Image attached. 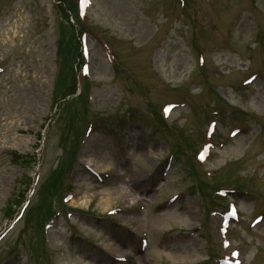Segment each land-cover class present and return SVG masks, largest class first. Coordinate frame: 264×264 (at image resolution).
<instances>
[{"label":"rangeland","instance_id":"374dc122","mask_svg":"<svg viewBox=\"0 0 264 264\" xmlns=\"http://www.w3.org/2000/svg\"><path fill=\"white\" fill-rule=\"evenodd\" d=\"M54 4L0 0V231L8 206L17 210L14 197L26 192L34 174L31 163L14 162L13 153L38 152L42 161L22 216L0 241V264H204L212 254L228 253L220 247L217 211L229 201L239 219L225 237L243 264H264V216L251 223L258 212L264 215V0H91L86 20L98 32L97 39L86 33L93 87L85 119L74 127L64 112L56 117L51 110L53 26L60 18ZM64 34L71 37L67 28ZM104 42L146 87L148 102L128 76L115 73ZM65 51L70 55L71 46ZM252 73L255 79L241 85ZM166 102L185 105L161 122L155 110ZM45 119L49 127L42 129ZM210 119L217 121L215 147L202 164L191 153L195 169L189 171L185 142H195L192 151L199 147ZM88 120L96 128L83 135ZM172 125L181 137L171 133ZM234 127L243 130L228 138ZM169 153L174 155L165 167ZM56 164L64 168L62 183L49 193H55L52 211L58 213L45 227L40 255L35 221L50 201L41 187ZM88 165L109 177L97 180ZM246 176L251 189L242 186L223 199L213 192L237 188ZM197 180L204 190L194 187Z\"/></svg>","mask_w":264,"mask_h":264},{"label":"trees","instance_id":"16d2710c","mask_svg":"<svg viewBox=\"0 0 264 264\" xmlns=\"http://www.w3.org/2000/svg\"><path fill=\"white\" fill-rule=\"evenodd\" d=\"M62 27V33H61V40L58 42L59 43V53H61L62 57H63V63H66L68 61V59L74 55L77 54V46H75V43L71 37H67L64 34L65 31V26H61ZM68 39L67 42V47H62L61 48V44L65 43V40L63 38ZM71 46V52L70 55L68 54V52L65 51V49L69 50V47ZM66 66V64H64V66L60 67L59 71H58V75L56 78V82H55V87H54V93L53 96L54 98H62L64 97L66 94H69L70 92H73L74 90V79L71 76V74L68 75V73L66 71H64V67ZM78 105L74 104V101H69L67 103L64 104L65 109H66V120H67V125H69V127H74L76 125V120L80 119L83 115H84V111L86 110L85 107V102H86V97L85 94H81L78 98ZM17 160V159H15ZM56 175L52 176L50 181L46 184H44L43 188L44 190L50 191V189L53 190H58L59 186H60V182H61V174L63 173V171H56L55 172ZM18 198L15 200L17 201ZM10 206H8L7 208V212H9L10 210ZM47 209V207H46ZM49 210V207H48ZM45 217V215L43 216ZM39 230H41V226L39 224Z\"/></svg>","mask_w":264,"mask_h":264},{"label":"bare ground","instance_id":"6f19581e","mask_svg":"<svg viewBox=\"0 0 264 264\" xmlns=\"http://www.w3.org/2000/svg\"><path fill=\"white\" fill-rule=\"evenodd\" d=\"M101 169H104V167H102ZM114 250H117V247H112ZM109 252V251H108ZM109 255V256H108ZM107 258H112V255L110 254V252H109V254H107Z\"/></svg>","mask_w":264,"mask_h":264}]
</instances>
